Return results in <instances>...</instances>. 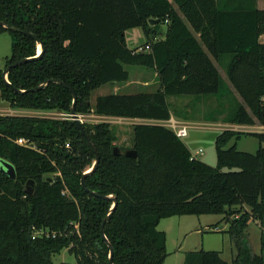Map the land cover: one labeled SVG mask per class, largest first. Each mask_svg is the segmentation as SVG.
Returning a JSON list of instances; mask_svg holds the SVG:
<instances>
[{
	"label": "trees",
	"instance_id": "1",
	"mask_svg": "<svg viewBox=\"0 0 264 264\" xmlns=\"http://www.w3.org/2000/svg\"><path fill=\"white\" fill-rule=\"evenodd\" d=\"M230 4L0 0V20L44 43L40 57L8 73L9 82L24 92L7 85L0 70L2 98L17 109L71 113L75 93L78 115L167 121L171 97H217L219 105L206 109L207 120L264 126V9ZM151 18L160 22L152 25ZM163 25L166 36L159 38ZM133 28H142L147 38L143 46L149 50L128 46L126 31ZM22 31L0 25V34L8 32L12 39L6 66L38 54L39 42ZM127 65L153 69L158 89L99 94L92 103L96 89L130 79ZM218 65L224 66L227 81ZM45 81L49 83L43 88L32 90ZM83 125L100 157L86 185L118 200L105 223L114 264H164L168 252L167 234L159 229L162 219L205 214L223 215L220 223L226 219L229 224L225 232L231 238L232 260L202 248L187 251L183 264H264V147L252 153L237 146L243 134L261 140L264 134L222 131L213 166L197 159L163 124L133 125L132 144L118 146L120 154L114 153L116 136L109 122ZM19 137L31 139L38 149L17 144ZM129 149L137 156H126ZM0 158L16 169V178L0 170V264H53V256L63 249L76 256L75 264H110L101 227L113 201L82 185L96 152L75 120L1 116ZM52 173L57 176H46ZM251 220L262 230L259 254L248 238Z\"/></svg>",
	"mask_w": 264,
	"mask_h": 264
},
{
	"label": "rangeland",
	"instance_id": "2",
	"mask_svg": "<svg viewBox=\"0 0 264 264\" xmlns=\"http://www.w3.org/2000/svg\"><path fill=\"white\" fill-rule=\"evenodd\" d=\"M174 5H176L174 3ZM164 32L166 26L163 25ZM127 44L130 48H134L146 42V37L141 28H133L128 31ZM134 35V38L130 36ZM40 48V46H39ZM12 52V39L8 32L0 34V70L6 68V60L11 56ZM126 68L134 79H139L143 76L149 77L152 84L140 87L137 83L130 84L127 89H123L120 93H135L139 91H155L159 87L158 80L154 81V70L137 65H127ZM143 68L146 73L140 74L139 69ZM134 69V70H133ZM222 69V68H221ZM222 76H227L225 71H220ZM158 82V83H157ZM114 87L109 84L103 85L92 93V103L99 94H107L114 91ZM219 98L204 97L197 100L193 96H180L171 97L169 99L171 108V118L167 121H155L152 123L163 124L169 126L171 121L178 123H185L189 126L188 135L182 138L188 148L197 157V159L211 163L215 166L217 164L216 154V137L222 131L230 128L229 123H225L222 119L216 122L206 119L207 108H215L219 105ZM14 108L8 101L4 100L0 91V117L1 116H36V117H50V118H64L66 115L60 111H44V110H26ZM83 123H99L109 122L116 136L115 146L129 147L132 144L133 125L137 123H144L146 121L122 118V117H105L95 113H90L82 118ZM262 129L253 128V131H258L264 134V126ZM241 128L240 130H242ZM232 140L231 142H233ZM238 149L248 152H256L260 146L264 147V140L259 137L243 134L237 140ZM202 149V153H199ZM198 152V153H197ZM46 176L55 177L57 174H47ZM249 208L248 206H245ZM223 215L205 214V215H182L172 216L162 219L159 224V229L167 234V252L168 256L164 264H183L185 253L191 250L206 249L217 250L221 252L222 257L227 260H232L233 248L231 238L225 231L228 229L229 224L226 219L220 223ZM218 225L215 227V225ZM261 228L259 223L251 220L248 226V238L254 253H261ZM62 262L76 263V256L63 249L60 253L53 256V264H60Z\"/></svg>",
	"mask_w": 264,
	"mask_h": 264
},
{
	"label": "water",
	"instance_id": "3",
	"mask_svg": "<svg viewBox=\"0 0 264 264\" xmlns=\"http://www.w3.org/2000/svg\"><path fill=\"white\" fill-rule=\"evenodd\" d=\"M159 22H160V20L159 19H155V18H151L149 20V23L152 24V25L153 24H157ZM0 25L4 26L5 28H7L9 30H12V31H22L20 28L10 26L5 21H2V20H0ZM22 32H24L26 35H29V36L33 37L35 40H37L39 42L40 49H38V54L35 57H28V58H23L21 60H17L13 64H11L9 66H6V68L3 70V73H2L3 80L6 82L7 85L11 86L13 88V90L15 92H17V93H22V92H24V90H21V89L15 87V86H13L9 82V79H8L9 71L11 70L12 67H15V66H17V65H19V64H21L23 62H27V61H31V60L37 59L38 57H40L42 55V53L44 51V43L38 38L37 35L29 32V31H26V30H23ZM49 81H45V82L41 83L38 87L33 88L32 90L33 91L40 90L45 85H47L49 83ZM53 81L61 82V81H59L57 79H54ZM76 103H77V95L74 93V102H73L72 109H71V115L73 116V120H75L77 122V124L80 127L82 133L89 140V142L91 143L92 147L94 148V150L96 152V160H95L93 166L88 171H86L83 174V176H82V185L85 188V190H87L88 192H91L93 195H97V196H99L101 198L110 199V200L113 201V206H112L109 214L103 220L102 227H101V234H102V237L105 240V242L110 247V254H109L110 264H114L113 263L114 247H113L112 242L108 239V237L105 234V223L110 218L112 212L114 211L115 206L118 203V200H117V197L115 195H112V194L111 195H103V194H98L95 191H91L89 189V187L86 185L85 178H86L87 175H89L90 173H93L97 169L100 157H99L97 148L95 146V143L91 140L90 135L87 133V131H86L84 125H83V120L81 118H79L78 114L76 113ZM114 153L115 154H120L121 153V150H120V148L118 146L114 147ZM125 155L128 156V157H136L137 156V152L134 149H129V150H126ZM0 170L2 172H4L5 174H7L8 176H10L11 178H16L15 166L11 162H9L8 160L0 158ZM27 190L30 193V190L29 189H27Z\"/></svg>",
	"mask_w": 264,
	"mask_h": 264
},
{
	"label": "crops",
	"instance_id": "4",
	"mask_svg": "<svg viewBox=\"0 0 264 264\" xmlns=\"http://www.w3.org/2000/svg\"><path fill=\"white\" fill-rule=\"evenodd\" d=\"M171 2H173V0H171ZM221 2H231V4H230L231 6H235L236 4H238V2H242V5L245 6V7H250V6H252L254 4L258 9H264V0H221ZM174 6L177 7V5H174ZM165 26H166V29H167V25H165ZM163 30H164V28L162 26V33L159 36V38H165L166 32H164ZM128 31H126V34L128 33ZM195 35H196V37L198 39L200 38L199 33H195ZM130 37L131 38H134V35H131ZM126 39H127V37H126ZM260 41L261 42H264V34L261 35ZM141 45H143V44H141ZM138 46H140V45H138ZM138 46H136V47H138ZM136 47H134V48H136ZM218 68H219L220 71H222V69L225 71V68L222 65H218ZM136 69H139L140 74L146 73V70L143 69V68H136ZM153 76H154V81L158 80V77H157V73L156 72H154V75ZM223 78L225 79V76ZM158 82H159V80H158ZM135 83H137V85H139L140 87H142V86L145 87V86H148V85H151L152 84V82H151V80H150L149 77L143 76V77H141L139 79H134L132 77V75L130 74V79L127 82L109 84L110 86L114 87V89H115L114 91H112L110 93H118V92H120L123 89H127L130 84H134L135 85ZM19 110L16 109V111H19ZM141 120L146 121L144 123H152V122L157 121V120H146V119H141ZM229 125L231 127L228 128V129H232V130H236V131H242V132H246V133H259L258 131H253V128L262 129L261 127H263V125H259L257 123L254 124V125H236V124H229ZM241 128H243V129L240 130ZM237 146H238V144H237ZM209 164H211V163H209Z\"/></svg>",
	"mask_w": 264,
	"mask_h": 264
},
{
	"label": "built area",
	"instance_id": "5",
	"mask_svg": "<svg viewBox=\"0 0 264 264\" xmlns=\"http://www.w3.org/2000/svg\"><path fill=\"white\" fill-rule=\"evenodd\" d=\"M136 49H137V51L149 50L150 46L149 45H146V46L140 45V46L136 47ZM62 114L67 116V117H64V118L73 119V116L71 115V113H64L63 112ZM78 116L81 119L83 117H85V115H78ZM170 128H172L174 130V132L177 134V136L180 137V138H183V137L188 135L189 126L187 124H185V123H178V122L173 120V121H171ZM16 143L19 144V145L31 148V149H38L37 144L34 141H32L31 139H29V138L19 137L16 140ZM202 152L203 151L201 149L199 153H202ZM37 234L49 235L50 232H48V231H38Z\"/></svg>",
	"mask_w": 264,
	"mask_h": 264
},
{
	"label": "bare ground",
	"instance_id": "6",
	"mask_svg": "<svg viewBox=\"0 0 264 264\" xmlns=\"http://www.w3.org/2000/svg\"><path fill=\"white\" fill-rule=\"evenodd\" d=\"M40 49V48H39Z\"/></svg>",
	"mask_w": 264,
	"mask_h": 264
}]
</instances>
